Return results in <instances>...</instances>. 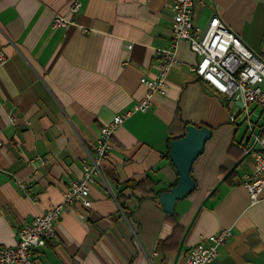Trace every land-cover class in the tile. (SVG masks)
I'll return each mask as SVG.
<instances>
[{"label":"crops","instance_id":"1","mask_svg":"<svg viewBox=\"0 0 264 264\" xmlns=\"http://www.w3.org/2000/svg\"><path fill=\"white\" fill-rule=\"evenodd\" d=\"M71 1L0 0L2 245H14L20 227L62 201L101 126L138 101L146 91L140 78L157 72L155 49L171 43L173 0H81L70 15ZM56 14L72 23L52 28ZM213 14L264 57V0L194 7L200 27ZM176 56L165 93L116 127L101 176L88 185L91 206L63 209L55 235L35 251L39 263L184 264L192 246L230 227L213 264H264V197L252 203L240 180L252 167L237 146L248 141L246 123L230 121L236 104L190 70L197 56L186 41ZM251 108L255 121L260 109ZM187 123L208 125L212 135L193 166L196 190L169 214L159 201L178 178L168 142ZM129 180L139 186L124 187Z\"/></svg>","mask_w":264,"mask_h":264},{"label":"built area","instance_id":"2","mask_svg":"<svg viewBox=\"0 0 264 264\" xmlns=\"http://www.w3.org/2000/svg\"><path fill=\"white\" fill-rule=\"evenodd\" d=\"M204 1H172L171 43L168 48L155 49L159 58L156 74L154 77L140 78L146 91L129 109L113 115L110 121L101 126L93 151L88 152L82 160V176L70 180L62 201L20 227L14 245L0 244V264H41L35 251L45 247L48 239L55 235V223L63 209L74 205L76 201L84 207L91 206L88 185L101 176V165L107 156L116 127L132 112L148 110L154 93H165L168 72L179 62L176 47L180 40L186 41L197 56L190 70L236 104L238 111L230 114L229 120L235 122L240 116L246 123L248 141L237 146L244 155L252 158L251 170L240 174L241 184L252 203L264 197V57L249 48L218 14H213L205 27L198 26L194 21V7L202 5ZM81 4V0H72L67 13L76 14ZM70 23V17L56 14L51 27L66 28ZM126 46L130 48L131 44ZM5 59V55L0 52V62ZM252 105L260 109L255 121L251 117ZM18 186L27 192V183L19 181ZM231 234L232 229L225 227L206 236L190 248L184 264H213L219 247Z\"/></svg>","mask_w":264,"mask_h":264},{"label":"water","instance_id":"3","mask_svg":"<svg viewBox=\"0 0 264 264\" xmlns=\"http://www.w3.org/2000/svg\"><path fill=\"white\" fill-rule=\"evenodd\" d=\"M211 135L212 129L208 125L187 123L180 136L169 140L167 155L178 178L169 189L159 193L161 207L166 213L172 214L177 200L187 197L194 190L195 181L190 174L192 164L203 153Z\"/></svg>","mask_w":264,"mask_h":264},{"label":"trees","instance_id":"4","mask_svg":"<svg viewBox=\"0 0 264 264\" xmlns=\"http://www.w3.org/2000/svg\"><path fill=\"white\" fill-rule=\"evenodd\" d=\"M178 136H180V135H178ZM178 136H175V137H178ZM172 138H174V137H172ZM211 138V137H210ZM209 138V139H210ZM208 139V140H209ZM207 140V141H208ZM206 144V143H205ZM205 147V146H204ZM203 152H204V150H203ZM203 154V153H202ZM202 154H200L197 158H196V160L202 155ZM166 156L168 157V155H167V153H166ZM196 160L193 162V164H192V168H191V171H190V174H191V176H192V178L194 179V177H193V166H194V163L196 162ZM194 181H195V179H194ZM139 186V183L138 182H136V181H127V182H125V184H124V187H130V188H134V187H138ZM196 188H197V186H196V181H195V188H194V190L192 191V192H194L195 190H196ZM192 192L190 193V194H192ZM158 195V192L156 193V196Z\"/></svg>","mask_w":264,"mask_h":264},{"label":"rangeland","instance_id":"5","mask_svg":"<svg viewBox=\"0 0 264 264\" xmlns=\"http://www.w3.org/2000/svg\"><path fill=\"white\" fill-rule=\"evenodd\" d=\"M192 193H193V192H192ZM189 195H191V194H189ZM189 195H188V196H189Z\"/></svg>","mask_w":264,"mask_h":264}]
</instances>
